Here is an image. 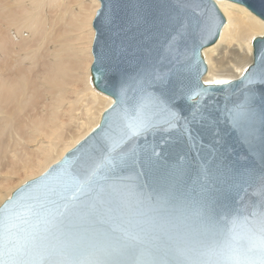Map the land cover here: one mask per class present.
I'll use <instances>...</instances> for the list:
<instances>
[{
  "label": "water",
  "instance_id": "water-1",
  "mask_svg": "<svg viewBox=\"0 0 264 264\" xmlns=\"http://www.w3.org/2000/svg\"><path fill=\"white\" fill-rule=\"evenodd\" d=\"M99 1L91 80L113 103L0 206L4 260L261 264L240 242L258 248L264 210V34L238 78L205 82L216 0ZM231 1L264 20V0Z\"/></svg>",
  "mask_w": 264,
  "mask_h": 264
},
{
  "label": "bare ground",
  "instance_id": "bare-ground-1",
  "mask_svg": "<svg viewBox=\"0 0 264 264\" xmlns=\"http://www.w3.org/2000/svg\"><path fill=\"white\" fill-rule=\"evenodd\" d=\"M89 2L81 21L87 39L75 43L70 31L78 4L0 0V206L86 137L113 103L91 80L100 1ZM216 2L225 21L202 51L203 80L211 83L238 78L253 61V39L264 34V20L245 5Z\"/></svg>",
  "mask_w": 264,
  "mask_h": 264
},
{
  "label": "snow or ice",
  "instance_id": "snow-or-ice-1",
  "mask_svg": "<svg viewBox=\"0 0 264 264\" xmlns=\"http://www.w3.org/2000/svg\"><path fill=\"white\" fill-rule=\"evenodd\" d=\"M198 118H202V117H199V114H194L193 116V120L194 121H197ZM93 170H96V171H99V169L96 167L95 164H92V165H86L85 166V169H84V175L82 177H80L79 179L81 181H84V183L87 184V186H91V183L86 180L85 178L86 177H89L91 175V173L93 172ZM77 187H80V184L78 183L77 184ZM258 222H259V232L257 233L259 235V245H258V248H255L253 246H250L249 242L247 240H244V241H241L240 242V246L244 247V248H247L248 251H258L262 257L261 259V264H264V210H262L259 215H258ZM251 227V225H250ZM231 230L230 229H226L224 230V234H223V237L222 239L224 241H227L230 239V236H229V232ZM253 231H255V229L253 228ZM118 243H121V242H124V241H121V240H118L117 241ZM5 251H7V248H5ZM0 264H7V262L4 260L3 258V253L0 252Z\"/></svg>",
  "mask_w": 264,
  "mask_h": 264
},
{
  "label": "rangeland",
  "instance_id": "rangeland-1",
  "mask_svg": "<svg viewBox=\"0 0 264 264\" xmlns=\"http://www.w3.org/2000/svg\"><path fill=\"white\" fill-rule=\"evenodd\" d=\"M69 3L71 4H78V8L75 9V17L71 19V23L73 24V28L70 31L71 39H73V42H84L86 41V35L83 32V26L81 24V21L83 22V19L85 15L88 13L89 10H91L92 6L89 0H69ZM78 18L76 19V15H78Z\"/></svg>",
  "mask_w": 264,
  "mask_h": 264
}]
</instances>
